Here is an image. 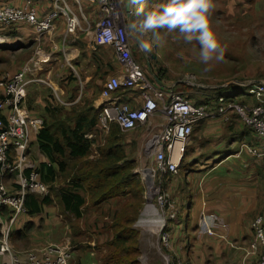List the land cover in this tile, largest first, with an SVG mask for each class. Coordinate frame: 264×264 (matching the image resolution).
I'll return each mask as SVG.
<instances>
[{"label":"crops","instance_id":"1","mask_svg":"<svg viewBox=\"0 0 264 264\" xmlns=\"http://www.w3.org/2000/svg\"><path fill=\"white\" fill-rule=\"evenodd\" d=\"M34 1L39 13L43 14L49 11L55 0ZM0 2L20 6L24 0H0ZM126 2L127 0H125ZM71 3L81 19L77 31L67 34L64 21L59 20L55 28L45 34L48 36L46 39L51 42V49L58 53L53 55V58L51 56L49 60L51 63L48 64L52 65L54 62L57 64L51 68L50 74H47V78L52 84L50 88L53 92L55 90L59 93L61 90L63 93L64 91L59 85L54 83L59 81H62V85L71 90L79 84V88L81 87L79 92L72 90L71 94H78L67 99L69 104H63L66 109L83 106L82 104L85 103L80 99L85 86L84 82L69 78L70 68L71 72L74 71L78 75L77 68L79 67L74 66L73 61L75 65L79 64V60L76 59L85 53L87 63L89 66L94 65L95 68L96 59L93 57V53L103 46H108L97 37L94 14L95 10H98V5L90 0H80L81 6L78 5V8L72 0ZM84 11L87 17L84 15ZM25 31L28 32L31 41H38L41 37L37 36L27 24L0 28V43L5 48L0 50L1 59H6L9 53H15L18 50L12 48V45H19L20 42L17 39L20 40ZM9 37L13 38L11 43L7 41ZM32 43L30 42L25 48L30 47ZM32 54L29 52L23 57L20 54H15L12 65L3 70V76L14 75L24 65L30 67L31 72L28 74V78L32 81L27 86L25 106L31 115L44 118L46 115L43 110L48 106V102L47 98L37 96L34 92L35 82H37L35 68L38 67L41 70L42 65L49 62L46 60L48 55L39 54L35 57ZM65 62H68L70 66H66ZM118 65L116 60L114 68H117ZM2 79L0 76V81ZM159 82L157 83L163 85ZM233 88L236 89H232V93L240 91L238 86ZM127 92L129 90L120 92L122 99L136 105L134 97L138 95V92L131 94ZM88 93L89 91L86 92L87 97ZM1 94L2 86L0 84ZM71 94L68 95L71 96ZM64 100L66 99L64 98ZM83 101L84 103H82ZM203 101L205 100H197V102ZM101 102L102 98L99 96L94 106L97 107V103ZM159 121H162V117H159ZM144 131L146 132V128ZM134 139H137L136 134L128 141V146L134 145ZM258 142L255 133L238 120L237 116H231L228 122L219 116L210 118L194 128L190 139L185 144V154L180 171L165 177L160 184L169 200L174 201L178 207L177 217L168 219L167 222V229L171 235L170 250L177 264H256V258L246 256L245 249L249 247L254 238L252 229L254 217L259 214L264 215V158H255L247 152L239 153V149L243 143L258 144ZM34 149L35 154L33 153ZM11 155L15 156L14 152ZM31 157L37 164L49 161L48 157L39 150L35 140L32 143ZM4 182L8 189L16 188L14 174L5 176ZM158 183L159 181H156L153 184L157 185ZM146 189L148 194V186ZM33 195L39 198L43 196L42 194ZM153 207L155 208V206ZM9 216L10 210L5 208L0 214V234L9 224ZM93 216L96 218L94 226L102 227L103 224L98 219L97 210H93ZM203 216L208 218L213 234L201 230ZM64 218L65 216L61 214L56 201L44 205L40 213L20 215L14 225L13 232L16 250L24 254L49 242L69 244L72 240L73 229H71L68 219ZM109 224L110 222L107 227ZM74 225L77 224L73 223L72 226ZM27 226H30L28 231ZM141 230L144 233L143 239L146 238L149 242L150 234L143 228ZM154 237L160 238L159 231ZM76 255L73 251L70 264H86L83 257L82 260L77 261ZM87 260L90 262L88 258ZM8 263L9 256L0 252V264Z\"/></svg>","mask_w":264,"mask_h":264},{"label":"built area","instance_id":"2","mask_svg":"<svg viewBox=\"0 0 264 264\" xmlns=\"http://www.w3.org/2000/svg\"><path fill=\"white\" fill-rule=\"evenodd\" d=\"M72 1L81 6L80 0ZM90 1L98 5L102 16L96 22L97 37L103 44L113 47L120 67L119 74L109 77L102 86L97 126L109 131L110 125L117 123L124 132L146 128L143 148L154 158L153 174L159 181L155 185L158 189L165 177L180 171L185 144L194 128L210 118L219 116L228 122L231 116H237L259 141L258 144H241L239 153L247 152L255 158H264V79L234 83L240 88L238 93H223L203 103L182 92L170 90L165 94L161 91L162 84L156 83L159 80H152L132 55L125 18L115 10L116 2L120 0ZM59 20L64 21L67 34L77 31L81 19L74 11L71 0H55L49 11L43 14L39 13L34 0H24L20 6L0 2V28L27 24L37 36H43L51 32ZM30 72V67L24 65L14 75L0 81V214L5 208L10 210L9 224L0 234V252L9 256L8 264H69L73 251L67 245L47 243L21 254L12 241L18 217L28 213L26 196L44 195L49 190L38 171L39 164L31 157L33 140H36L45 120L42 116L31 115L25 106L27 86L32 81L28 78ZM35 79L52 87L51 82ZM125 90L139 92L134 97L136 105L122 99L120 92ZM238 94L249 95L255 102L235 101ZM54 96L62 104H69L55 90ZM159 117H162L161 122ZM13 152L15 156L11 155ZM8 174L16 177L14 189H8L4 182ZM158 193L156 203L164 213V216L158 213V231L163 246L170 250L171 235L167 222L177 217L178 207L161 189ZM252 229L254 238L245 249L246 256L256 258V264H264L263 214L254 217ZM201 230L213 234L206 216H203ZM173 264L177 262L174 260Z\"/></svg>","mask_w":264,"mask_h":264},{"label":"rangeland","instance_id":"3","mask_svg":"<svg viewBox=\"0 0 264 264\" xmlns=\"http://www.w3.org/2000/svg\"><path fill=\"white\" fill-rule=\"evenodd\" d=\"M164 2L165 0H139V3L132 5L133 8L130 7V11H128L125 0H120L116 2L115 9L120 17L125 18L124 23L135 61L152 80L158 79L163 83L161 85L163 93L166 94L173 90L189 95L194 101L209 100L211 98L214 100L217 95L223 93L231 94L232 89H236L233 88L236 86L234 83L252 79H264V0H211L210 26L217 37L220 47L223 49V57L219 61L215 59L210 61V70H205L206 66L199 60L198 43L196 41L186 43L179 33L175 31L168 32L166 29H158V39H153L151 32L145 33L142 38L152 44V51L145 53L139 48V40L136 35L131 33L128 25L137 19L138 9H149ZM97 8L98 10H95L94 14L96 22L102 17L100 8L98 6ZM84 15L86 16V12ZM46 36H41L38 41H31L28 37V32L25 31L24 36L20 40L17 39L20 42L19 45H12V48L18 50L15 53H11L12 55L9 53L6 59H1L0 57V76L5 78L3 70L12 65L15 54H20L22 57L29 52H32L35 57L39 56V54H46L48 55L46 57L47 61L51 59V56L53 58V55H57L58 53L51 49V42L46 39ZM7 41L11 43L13 38L9 37ZM30 42H33L31 46L25 48ZM1 49L5 48L0 43ZM114 52L115 50L111 46H103L101 49H97L93 53V57L96 59L95 68L94 65L89 66L85 53L79 58L77 57L78 59L76 60H79V64L75 65L73 61L74 66L79 67L77 68L78 75L74 71L71 72L72 69L70 68L68 73H71V75H69V78L78 82L82 80L85 84L80 98L81 101H85V103L84 101L82 102L84 103L82 105L90 103L94 105L99 96H101L104 82L109 77L119 74V65L114 68L116 61ZM49 63L51 62L49 61L42 65L41 70L38 67L35 68L37 71L35 73L36 78L51 82L47 78V74L49 75L51 68L57 66V64L54 62L52 65H48ZM65 64L68 67L70 66L68 62H65ZM54 83L59 85L64 91L62 93L60 90L59 94L66 100L78 94H71L72 90L81 91V87L79 88L80 84L71 90L64 87L62 81ZM87 91H89L88 97L86 95ZM34 92L37 96L47 98L49 106L61 107L57 115L66 116L67 112L70 111L66 109L65 105L55 99L53 90L46 83L35 82ZM132 92L137 93L138 91L129 90L127 93L131 94ZM68 94H71V96ZM101 103H97V108L100 107ZM43 112L46 115V111L43 110ZM144 130L145 127H138L133 131H125L122 141L128 157L136 160L135 171L139 173L145 187L144 202L137 216V221L133 225L139 235L138 261L139 264H173L174 259L171 250L163 246L161 234L159 233V239L150 236L149 243L146 238L143 239L141 227L138 225L140 218L144 216L143 212L147 205L155 206L157 209L156 213L158 212L164 216L161 206L156 203L157 194L159 195L158 192H160L161 188L158 189L154 185L156 182L153 174L154 158L152 154H147L143 148L146 140V132ZM107 134L108 131L106 129L97 126L92 135L94 153L103 145ZM134 134H136L137 139H134V145L128 146V141L133 138ZM34 152L35 149L33 150ZM34 154L33 156L37 157ZM152 183H154L153 186ZM59 185V183H56V186ZM147 186L149 195L147 194ZM124 204L125 202L121 199L110 200L100 207L86 208L83 217L79 219L67 220L71 229H73L72 240L69 244L63 243V245H67L74 251V254H77V261L82 260L83 257L86 264H115L118 259H114L112 256L118 252H115L110 245L113 231L107 225L108 222L111 223L113 215ZM93 210H97L98 219L103 224L102 227L94 226L96 218L93 216ZM73 223L77 225L72 226ZM94 234L97 237H94ZM12 241L14 247H16L14 240ZM57 244L60 243L57 242ZM87 258L90 262H88Z\"/></svg>","mask_w":264,"mask_h":264},{"label":"trees","instance_id":"4","mask_svg":"<svg viewBox=\"0 0 264 264\" xmlns=\"http://www.w3.org/2000/svg\"><path fill=\"white\" fill-rule=\"evenodd\" d=\"M235 101L255 102L243 94H238ZM60 109L45 108V123L36 136L39 150L49 159L38 165L49 191L40 198L26 196L28 213H40L44 205L56 201L61 214L71 221L83 217L86 208L121 199L125 204L109 224L113 231L110 245L118 252L112 258L118 259L115 264H139V235L133 225L144 202L145 187L135 171L136 160L128 157L122 143L125 132L112 123L103 145L94 153L92 135L98 125L99 108L91 103L72 107L66 116L57 115Z\"/></svg>","mask_w":264,"mask_h":264},{"label":"clouds","instance_id":"5","mask_svg":"<svg viewBox=\"0 0 264 264\" xmlns=\"http://www.w3.org/2000/svg\"><path fill=\"white\" fill-rule=\"evenodd\" d=\"M129 6L139 0H128ZM211 0H165L155 7L137 10V19L128 28L139 40V48L145 53L152 51V44L142 37L151 32L153 39H158L157 30L178 32L186 42L196 41L199 45V60L210 70L209 62L219 61L223 57L217 37L210 26Z\"/></svg>","mask_w":264,"mask_h":264},{"label":"bare ground","instance_id":"6","mask_svg":"<svg viewBox=\"0 0 264 264\" xmlns=\"http://www.w3.org/2000/svg\"><path fill=\"white\" fill-rule=\"evenodd\" d=\"M155 210L156 209L153 206L148 205L143 212L144 216L140 218L138 222V225L144 230L148 231L147 233H149L152 237H154L158 232V222L160 219V215L158 214V212L156 213L157 210Z\"/></svg>","mask_w":264,"mask_h":264},{"label":"water","instance_id":"7","mask_svg":"<svg viewBox=\"0 0 264 264\" xmlns=\"http://www.w3.org/2000/svg\"><path fill=\"white\" fill-rule=\"evenodd\" d=\"M126 7H127V10L129 11L131 6H129L128 0H127V2H126ZM152 184H153V183H152ZM146 185H147V182H146Z\"/></svg>","mask_w":264,"mask_h":264}]
</instances>
